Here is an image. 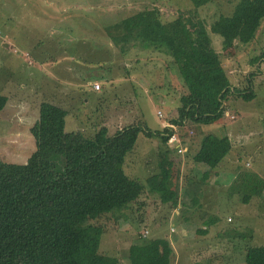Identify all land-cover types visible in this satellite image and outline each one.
<instances>
[{
	"label": "rangeland",
	"instance_id": "374dc122",
	"mask_svg": "<svg viewBox=\"0 0 264 264\" xmlns=\"http://www.w3.org/2000/svg\"><path fill=\"white\" fill-rule=\"evenodd\" d=\"M237 2L211 0L196 18L208 30L231 85L247 91L252 82L255 98L229 95L224 116L213 124L172 125L177 139L166 145L139 133L124 171L145 191L122 214L89 220L103 228L98 252L115 264H130L129 245L154 237L169 239L172 264H244L248 246L264 245V190L242 203L245 176L264 180V61H256L264 52V19L248 44L236 41L225 49L222 37L210 32L212 22L231 14ZM153 7L163 21L178 12L194 14L191 0H0V92L7 97L0 111V160H27L35 149L30 128L44 101L66 110V132L89 137L101 126L109 136L137 123L161 130L177 117L186 89L173 59L126 41L119 25ZM93 82L100 90H92ZM207 133L230 149L223 160L200 149ZM178 143L182 154L175 152ZM162 152L173 162L167 185L176 193L174 202L162 203L146 186L159 171Z\"/></svg>",
	"mask_w": 264,
	"mask_h": 264
},
{
	"label": "trees",
	"instance_id": "16d2710c",
	"mask_svg": "<svg viewBox=\"0 0 264 264\" xmlns=\"http://www.w3.org/2000/svg\"><path fill=\"white\" fill-rule=\"evenodd\" d=\"M209 1L191 0L194 14L178 12L170 21H163L153 7L125 17L119 24L126 41L173 59L186 93L180 96L171 125L182 126L187 120L213 124L224 116L229 95L237 94L244 101L255 98L252 82L247 91L231 85L208 30L196 18L197 10ZM263 19L264 0H238L231 14H221L212 22L210 32L222 37L225 49L236 41L248 44ZM261 59L264 61V52L256 61ZM6 103L7 97L0 92V111ZM66 115L61 106L41 102L30 128L35 149L23 163L0 160V264H115V258L98 252L103 228L89 220L122 214L145 191L144 184L124 171L126 156L139 133L155 135L165 145L173 133L172 127L151 131L137 123L111 136L101 126L89 137L81 131L66 132ZM200 149L216 162L230 150L213 133L202 137ZM161 156L159 171L146 179V186L162 203L174 202L176 193L167 185L173 162L166 152ZM244 181L242 203H248L262 193L264 180L246 175ZM232 230V235H238ZM172 254L167 237H154L129 245L127 259L130 264H172ZM243 262L264 264V245L248 246Z\"/></svg>",
	"mask_w": 264,
	"mask_h": 264
},
{
	"label": "built area",
	"instance_id": "2783aa9c",
	"mask_svg": "<svg viewBox=\"0 0 264 264\" xmlns=\"http://www.w3.org/2000/svg\"><path fill=\"white\" fill-rule=\"evenodd\" d=\"M92 88H93L94 90H100V85H99V83H97V82H93V83H92ZM165 126L172 127V125L169 124V123H166ZM172 128H173V127H172ZM174 130H175V129H174ZM176 135H177V134H175V132L173 131V133L169 136L168 141L173 142L174 140H176V139H177ZM178 142H179V139H178ZM175 152H177L178 154H182V152H183V149L181 148V146H180L179 143L176 145V150H175ZM143 236H145V235L143 234Z\"/></svg>",
	"mask_w": 264,
	"mask_h": 264
},
{
	"label": "crops",
	"instance_id": "0c3cea01",
	"mask_svg": "<svg viewBox=\"0 0 264 264\" xmlns=\"http://www.w3.org/2000/svg\"><path fill=\"white\" fill-rule=\"evenodd\" d=\"M92 90L94 91V92H96L97 90H94L93 88H92ZM184 225H187L186 224V221H184ZM178 242V241H177ZM179 243V242H178Z\"/></svg>",
	"mask_w": 264,
	"mask_h": 264
}]
</instances>
